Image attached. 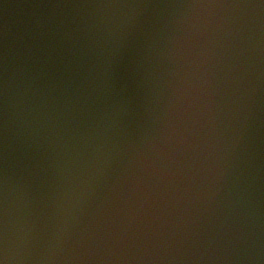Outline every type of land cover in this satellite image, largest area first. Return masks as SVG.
Returning <instances> with one entry per match:
<instances>
[{
    "label": "clouds",
    "instance_id": "9594fccd",
    "mask_svg": "<svg viewBox=\"0 0 264 264\" xmlns=\"http://www.w3.org/2000/svg\"><path fill=\"white\" fill-rule=\"evenodd\" d=\"M72 9L0 44V264H256L240 169L259 91L264 0H186L158 59L165 102L133 135L119 65L135 0ZM155 51L133 57L139 72ZM260 264H264L261 261Z\"/></svg>",
    "mask_w": 264,
    "mask_h": 264
},
{
    "label": "water",
    "instance_id": "95a60500",
    "mask_svg": "<svg viewBox=\"0 0 264 264\" xmlns=\"http://www.w3.org/2000/svg\"><path fill=\"white\" fill-rule=\"evenodd\" d=\"M85 0H0V44L3 41L5 26L9 30V38L26 35L34 29L39 20H47L54 15L59 18L71 17L72 9H53L49 7H34V5L56 3H79ZM136 3L148 7L134 10L138 28L135 44L125 53L119 65V77L127 83L126 95L129 97L132 109L128 117L129 132L137 134L141 129L149 130L153 127L160 106L165 102V90L160 83V74L166 65L158 59L157 52L162 50L166 43L169 31V20L175 9L169 5H178L186 0H135ZM257 2V0H253ZM264 41V28L259 33ZM151 40L155 51H150L146 57L147 63L139 72L132 63L136 53ZM264 46V43H262ZM258 86V93L254 99L251 115L245 129L247 137L241 151V164L237 174L242 170L249 177L252 191L255 193V205L259 217L260 233V260L264 261V53L258 60V66L253 77Z\"/></svg>",
    "mask_w": 264,
    "mask_h": 264
}]
</instances>
